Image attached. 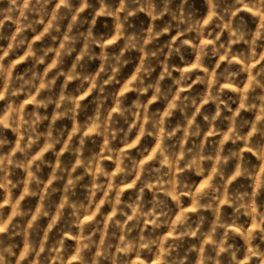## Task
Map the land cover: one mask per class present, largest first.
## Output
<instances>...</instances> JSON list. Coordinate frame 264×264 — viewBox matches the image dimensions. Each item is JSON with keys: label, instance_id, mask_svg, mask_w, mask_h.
<instances>
[{"label": "clouds", "instance_id": "obj_1", "mask_svg": "<svg viewBox=\"0 0 264 264\" xmlns=\"http://www.w3.org/2000/svg\"><path fill=\"white\" fill-rule=\"evenodd\" d=\"M0 264H264V0H0Z\"/></svg>", "mask_w": 264, "mask_h": 264}]
</instances>
